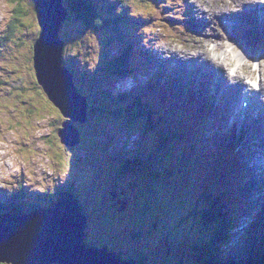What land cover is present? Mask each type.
<instances>
[{
  "label": "rangeland",
  "instance_id": "1",
  "mask_svg": "<svg viewBox=\"0 0 264 264\" xmlns=\"http://www.w3.org/2000/svg\"><path fill=\"white\" fill-rule=\"evenodd\" d=\"M5 1L7 4V8L5 5ZM96 4H98L100 7H106V12H109V14L117 15L115 13V10L113 9V6H117V10L120 11L122 9H125L121 6V0H95ZM154 0L151 1V3ZM202 0H157L154 1L155 4L159 7V9H168V13L160 20L159 17L155 16L156 12L158 11L155 9L153 5L149 8L145 9H132L129 8L128 11L136 14L139 13V16H144L145 19H149L151 17H155L157 21H153L152 23L155 24L149 31H147V34H143L142 32H139V30L142 28L139 25H133V27L129 28L128 31L133 32V34L136 35H143V40L140 45L142 47V53L148 54L149 56H154L155 58H158V55L154 54L153 51L158 52L164 51L165 56H172V53H187L189 55V59H193L195 55L200 53L202 49L206 48L208 43H203L200 38L198 41H194L192 38H188L187 40H183V42H180L179 38H172V36L177 35L179 32L182 34L184 32V29L182 27L177 28L176 25V19H173L174 16H181L183 14L182 8L183 4L182 2H185L187 6L190 8V16L192 15V12H194V4H197L200 7L201 12L203 13V18L207 15L204 14V11L202 10L201 5H203L204 9L210 10L214 9V3H217V6H220L222 4L223 0H203V3H200ZM230 0H225V3H228ZM16 2V4H15ZM30 1L22 0H12V4H9V0H0V66L6 69V75L2 74L1 78L6 79V81L3 79L4 84L0 81V191L9 190V186L13 184H19L20 187H26L28 188V191L30 192H42L41 190H48L46 192V195H50L53 190H62V186L58 184V181L61 182L62 180L58 179V177H63L67 175H73L75 178L74 185L75 187H78L82 191V195L86 201H92L93 196L96 195V190H100L99 187H97V181L98 177L96 176L97 171L91 170L89 168H85L84 170L86 172H83L82 170V161L80 160L78 162V165L80 167L79 171H75L73 167L71 166V163L69 162L68 158L64 153H62L59 150H64L59 147L58 144V138L56 136V132L58 130L57 126H53L56 124V120L59 119L60 121H64L63 118L60 117L58 111L53 107L50 109L49 107L51 104L47 101L42 99L40 97L41 92H36L33 88L36 87V83L32 82L31 80V71H30V61H29V55H32V49L31 47H28L32 44V35L34 33V27L36 26V21L34 17V10L33 5L29 4ZM17 4H20L21 7L25 10V14L22 15L20 18L21 22L26 24L25 27H23V32L21 33V37L18 38L19 43H15L13 37L11 41L7 42L5 39V35L7 34L9 24H12V21H10L11 14L9 12L11 7L16 6ZM32 7V8H31ZM15 10V8H13ZM159 12V11H158ZM198 14V11H195ZM194 12V15H195ZM214 12V11H213ZM73 16L72 14L67 17L66 21L63 24L62 32H60V35L64 36L67 34V36H70L68 47L72 48V45L77 43L79 41L82 43L84 47V51L81 54V51L75 48L71 51V62L74 64L78 63L79 66H84L86 64L91 65L90 67H96L98 64H102V61L105 59L103 49H104V43L105 38L103 36V33L101 31H92V29H88L83 27L81 24H78L74 19H71ZM184 16V15H183ZM200 16V15H199ZM71 17V18H70ZM201 20H203L202 16ZM192 21L193 18H191ZM186 20H184L185 22ZM21 22H19V26H22ZM215 23L214 18H211L207 20L206 22V28H210L212 24ZM146 25V24H144ZM143 26V25H142ZM197 27V26H194ZM216 26L212 25V29L215 31ZM37 29V26H36ZM127 29V27L125 28ZM124 28H120V33H123L125 31ZM73 30L77 31L79 34L78 36H72ZM38 31V30H37ZM206 31V29H205ZM108 35L110 32L105 31ZM172 33H175L173 35ZM211 34L212 32L209 31ZM245 35V34H244ZM3 36V37H2ZM110 37L113 38V35H110ZM200 37V35H199ZM209 36H206L204 40H207ZM234 43L229 42L226 40L225 43V51L228 53L230 59L233 61L232 65H237L239 67H245L248 69H252V71H264V52L263 57L259 56L258 59H260L257 63L250 62L249 54L252 53L250 49V43L249 39H247L244 36L240 35H234ZM155 40H158V45L155 47L152 45V48L149 49L145 44H147L148 41L154 43ZM64 41H67L64 37ZM21 43V44H20ZM109 43L106 48H108V53L114 55L117 54V52L121 49L118 42H107ZM204 45V46H203ZM202 47V49H201ZM228 47H235L237 52L240 53H233L228 51ZM67 48V43L65 42L64 52ZM68 48V49H70ZM67 49V50H68ZM11 51V54H8L6 51ZM167 51H170L169 53ZM224 52V55L225 53ZM221 51H219L220 55ZM235 58H234V57ZM6 58V59H5ZM7 60V61H5ZM151 64L155 65V62H151ZM166 64V63H165ZM259 64L260 67H259ZM145 69L147 65L144 66ZM74 68V66H73ZM169 68V67H168ZM173 70V69H172ZM228 72V70L226 69ZM0 72L5 73L4 69H1ZM173 72L179 77V70H173ZM83 75V74H82ZM139 76L138 82L135 83L134 80L129 79L127 82L128 86L136 88L138 90L139 85L144 86L145 88H149L148 80L147 78H143L144 75H149L147 72H144L143 75L140 73H137ZM190 75L184 74L183 81L185 80V85L188 84V77ZM141 77V78H140ZM262 78L264 79V74H262ZM192 79V78H191ZM8 83V85H7ZM107 80L104 81V91H108L107 88ZM33 85V86H32ZM190 85H193L196 87V90L199 89V86L197 84V81H192ZM12 88H14L12 90ZM125 88V85L122 83L120 86L116 89L113 88V92H119ZM12 90V91H10ZM89 90V88H88ZM38 91V89H37ZM92 93H95L92 91ZM196 93V92H195ZM90 94V90H89ZM198 95V93H197ZM199 96V95H198ZM45 97V96H44ZM201 97V96H199ZM97 96H94V99H96ZM111 99V97H109ZM98 105L102 106L100 104V101L97 102ZM89 105V123L91 122V128L97 129L100 122L101 125L104 127L113 128L114 124L111 121L103 120L99 118V116H94V114L91 113V101L88 100ZM114 107V106H110ZM105 108V107H103ZM42 115V116H40ZM104 116H107L104 115ZM31 120H28L30 119ZM202 120V119H201ZM122 120H117V122H121ZM50 122V123H48ZM83 129H81V135ZM205 138L210 137L208 130L205 131ZM54 146V152L56 154L52 156H49L48 153H50L52 150L49 146ZM87 145H92V142H88ZM69 154V151H67ZM52 153V152H51ZM82 155L83 153L80 152ZM91 154V153H90ZM90 154H87L84 151V158L86 161L90 159ZM75 156V153H74ZM120 160L123 159L122 156H119ZM125 157V154H124ZM57 159L60 161V165L57 163ZM106 160V158H104ZM56 162V166L53 165V163ZM125 163L119 164V168L125 167L124 169L130 168L131 173H134L136 175L137 181L133 183V188L131 189V193L133 196H135L134 200V206L136 210L135 217L133 218V226L134 230H131L128 235H130L129 239L131 240L132 244L135 247V252H132L133 258L135 259L139 255L143 256L148 262L150 261H158L162 262L161 254L159 252V249L161 247H165L166 243L168 242L169 246H172L175 243H179L183 236L184 231L181 228L177 227L178 219L180 218L177 209H148V208H159L161 207L162 203L161 200L163 199V206L164 207H170L174 205H180L184 206L186 202V196L181 195L179 197L174 196L175 194H179V192L182 190L183 192H188L191 200H196L199 198V196L194 195L193 188L190 187L192 184V179L185 174H182L180 177L183 179L181 184V189L178 188L177 191H174L172 189H169L168 191L162 190L160 187L165 185V178L162 174H160L156 179L153 178V175L151 171H148L146 175L142 173L140 169H135L131 165H124ZM77 165L76 163L74 164ZM153 163H149L148 167L153 168ZM173 166V165H172ZM172 166L170 168H172ZM204 170V167H199V172H202ZM90 171V174L88 172ZM100 178L102 181L107 180L108 178V172L106 169V166L103 164L101 169L99 170ZM157 173L159 174L158 170ZM45 174V178L43 177ZM144 176V178H143ZM146 178V179H145ZM42 180V183L36 184L37 180ZM155 181L156 185L153 187V185L148 181ZM176 179V178H174ZM173 179V180H174ZM21 180H24L22 182ZM172 180V181H173ZM65 181V179H63ZM118 180L114 178L112 182H117ZM171 181V182H172ZM110 182V183H112ZM145 185H142L145 183ZM202 185V184H198ZM93 186L95 188H93ZM209 190L213 191L215 188L212 187V185L209 183L206 185ZM2 187V188H1ZM245 187V185L243 186ZM51 189V191H50ZM96 189V190H95ZM126 190V193H129V190L127 188H123ZM225 189V188H224ZM94 190V191H93ZM102 193V191H101ZM145 194H149V199H145ZM169 194V196H166ZM46 196V197H47ZM166 196V197H165ZM48 199V197H47ZM35 200V199H34ZM83 200V202L86 203L88 206V202ZM31 202L27 198L25 199V203ZM47 203H35L34 206L37 208H46ZM145 207L142 209V206ZM3 210H9V209H3ZM90 210V216L92 217V210ZM156 212L157 218L156 221L147 227L144 225L145 223H142L145 221L146 217L152 213ZM243 219L245 218L244 215L241 216ZM186 220V218L183 219V221ZM242 220V219H240ZM240 220L238 222H240ZM91 221V220H90ZM141 223V224H140ZM97 224V223H96ZM99 225V224H98ZM101 227V226H100ZM99 227V228H100ZM235 235V234H229ZM240 236V235H239ZM242 237H245L246 243H244V240H240V238L230 240L228 243L224 244V247L227 250H234L236 253L239 251H242V254L246 252V249L250 247V244L254 241V237L250 235H246L245 233H242ZM100 241H111L110 238L105 237H97ZM97 239H95V242H99ZM101 244V243H100ZM122 245L119 246L121 248ZM112 247V245H111ZM113 248V247H112ZM148 248V249H147ZM115 251H118V245L113 248ZM182 253H180L179 249H175L178 256H182L185 260L189 259V256L186 255V250L183 251L182 247L180 248ZM127 250V249H126ZM129 252V251H127ZM125 253V252H124ZM140 253V254H139ZM234 254V256L239 257L237 254ZM121 255H123L122 252H120ZM124 258V257H123ZM125 259V258H124Z\"/></svg>",
  "mask_w": 264,
  "mask_h": 264
},
{
  "label": "trees",
  "instance_id": "2",
  "mask_svg": "<svg viewBox=\"0 0 264 264\" xmlns=\"http://www.w3.org/2000/svg\"><path fill=\"white\" fill-rule=\"evenodd\" d=\"M27 1V0H26ZM108 1V0H107ZM22 2V0H20ZM68 5H69V10L71 11V14L73 15L74 20L78 23L81 24L83 27L92 29V31H101L103 33L104 38L106 39L107 42L113 43L115 41H118V43L123 44L122 50L118 54V56L115 57H110L108 58L106 55V51L108 48L104 47L103 53L105 56V63L104 66L98 67L99 71L102 69L101 73L105 75L107 78H124L127 75H132L135 73L136 70H142L143 65L142 61L140 59V55L138 54V43L139 39L135 38L133 33H120V27L126 24L125 19H119L118 17H115L113 14H109V12H106V7H100L98 4H96L95 0H67ZM123 3H127L128 8L131 7V5H136L137 9H145L149 8L150 3L147 0H123ZM31 4V3H29ZM152 4V3H151ZM15 8V10L13 9ZM133 8V7H132ZM11 14L10 21H12V24H9L10 26L8 27L7 34L5 35V39L7 42L11 41L13 37L15 43L18 42V38L21 37V33L24 31L23 27L26 26V24L22 23L20 18L22 17L23 14H25V10L21 7L20 4H17L16 6L12 7L11 10H9ZM130 13V15H129ZM167 14L165 10H160L159 12H156L155 16L159 17V22L160 20ZM125 16L137 19L138 22H146L147 26L151 28V23L153 21H157L155 17H151L149 19H145L144 16L140 17L139 13H131L128 10L124 13ZM120 21L123 22L120 23ZM19 22H21L22 26H19ZM36 27V26H35ZM105 31L110 32L108 35ZM74 34H81L78 33L77 31L73 30ZM110 35H113V38L110 37ZM135 38V39H134ZM109 44V43H108ZM77 47L78 50L82 52L84 51V47L82 43L77 41L75 42L74 45H72V48L66 50L67 54H69V60H71L70 53L71 51ZM10 52V51H9ZM66 57V55H65ZM103 63V61H102ZM72 65V64H71ZM85 76V75H83ZM89 80V79H88ZM89 95V93H88ZM106 97H110L109 94L104 93ZM151 99V94H146V93H139L138 95L132 97L128 105H125L126 103L124 102V106H121V102L119 103H114L112 105L111 101L107 102L108 106H120L119 110L117 111V114L120 116H124L127 119H133L136 118L135 112L138 109H145L146 104L149 102ZM102 106H106V102L103 101L101 104ZM172 102L171 99H169L167 102H163V109H161L162 112H159L155 115H151V117H144L142 113L137 115L138 119H141L142 124L147 127V129L153 133L159 132V127L164 123L168 122L170 118V109L172 108ZM106 108V107H105ZM94 114V116H102L104 113V109L101 107L94 108L93 111L91 112ZM140 116V117H138ZM175 129L177 127L175 126ZM162 138L166 140V143L163 145L158 144V149L159 151H162L164 155L169 156L171 158V155L175 151V146L171 145V141L169 138L166 136L160 134ZM163 147V148H162ZM183 153L181 152L179 155L183 156ZM186 156V155H185ZM197 156L194 155L191 160L189 161L188 164L194 165L196 162ZM168 168L169 171H173L175 169L174 166L172 168ZM177 169V168H176ZM183 171V166H180V168L175 172V174H178ZM221 171V169H220ZM166 174L169 175L168 172ZM211 174V173H209ZM216 177V174L215 176ZM181 182L176 181L175 186L181 189ZM16 185V184H14ZM19 186V185H17ZM19 191V190H18ZM181 195L186 196V202L184 206L180 205H174L172 206L174 209H177L179 216L183 217L182 220L180 221L182 229L185 230L187 229V232H194L196 230H200L206 227H209L203 231H210V233H206L201 236V238L197 239V235L199 233L194 234V237L186 240L184 242H181L180 247L182 246L183 251L186 250L187 254L189 255V259L185 260L182 256L179 257H174L172 255V249L176 246L177 243L173 244L172 246L168 247V242L165 245V248L167 247V251H165V256L164 260L162 262L158 261H153V264H245L244 259H240L238 257H234L232 254V261H222L219 259V254L221 252V245L225 242L226 236L225 233H218L213 227L218 225L220 226L222 224V231H227L230 230V226L233 224L235 219L233 218H225L223 221V213L222 209L217 205L220 202L224 206H227L229 203V198L227 196V193L225 192H220L216 193L214 196L210 197H203L200 196L198 199L192 201V207H189L188 204V192H183L182 190L179 192V194H175L174 196L179 197ZM52 196V193L48 195L47 197ZM198 197V196H197ZM17 196L14 195L12 197V201H16ZM188 200V201H187ZM29 207V206H28ZM37 207H30V211L35 210ZM20 209H12L9 210H2L7 213L11 214H20L19 212ZM186 218V220L183 221V219ZM220 220V221H219ZM190 223V224H189ZM189 224V227L187 225ZM117 223L114 225V232H112V238L114 235H117V229L115 228ZM188 234H185L184 237H186ZM105 237V238H110V232H95L94 237ZM118 242L116 243L118 247L124 243H129L126 242V238H121L120 240H117ZM179 247L180 253H182L181 249ZM257 245L254 244L253 248H256ZM148 249V248H147ZM251 254H254V250H250ZM113 253L118 256V258L122 259V255L118 251L113 250ZM124 258H126L125 255H123ZM234 257V258H233ZM237 258V260H236ZM162 259V258H161ZM248 260L251 262L248 264H264V253L261 255H249ZM137 262V261H136Z\"/></svg>",
  "mask_w": 264,
  "mask_h": 264
},
{
  "label": "water",
  "instance_id": "3",
  "mask_svg": "<svg viewBox=\"0 0 264 264\" xmlns=\"http://www.w3.org/2000/svg\"><path fill=\"white\" fill-rule=\"evenodd\" d=\"M34 4L40 28L33 46L35 77L54 106L63 114L64 110L73 113L74 109L66 106L75 92L70 77L61 72L60 58L63 42L59 41V31L67 17L66 9L62 8V0H34ZM65 129L59 132L63 143L68 141ZM69 141L72 144V137ZM70 201L66 195H60L37 216L7 218V227L0 229V263L126 264L104 249L94 250L83 244L82 225Z\"/></svg>",
  "mask_w": 264,
  "mask_h": 264
},
{
  "label": "bare ground",
  "instance_id": "4",
  "mask_svg": "<svg viewBox=\"0 0 264 264\" xmlns=\"http://www.w3.org/2000/svg\"><path fill=\"white\" fill-rule=\"evenodd\" d=\"M224 3H225V0L222 1V4H221V5H223ZM214 20H215V23H214V24L217 25L218 18L215 17ZM222 20H223V19H222ZM201 32L207 33V32L205 31V28H203ZM238 34H239V33H238ZM202 36H203L204 38L206 37V36H204V35H202ZM230 40H233V37H231ZM224 49H225V45H224V43H223V42H219V44L217 45L216 50H217V51H221V53L223 54V53H224ZM197 57H198V59H200L201 61H205V62H207L211 67H213L215 70H217V71L220 73V75L217 74V77H218V78H220L221 75H222V77L225 78L229 83L232 82L233 84H238V83L241 82V78H240V75H239V74H238V75H234V76H230V75L225 71V68H226V67H230V66L233 64V61L230 59L228 53H225V57H224V59L221 60V59H219V58H216V57L211 56V55L208 53L207 49L204 48L203 51H201V52L197 55ZM165 65H166V64H165ZM168 67H169V66H168ZM194 68H195V67H194ZM173 70H178V69H174V68H173ZM184 74H185V73H183V71L179 70V79H180L181 81H183V79H185V78L183 77ZM186 75H187V74H186ZM192 81H193V80H192L191 77L189 76V77H188V84H186L185 87L188 88L189 90H193L194 92H196V94L198 93V95L201 96V98H203L202 87L199 86V89L196 90V87H195V86L190 85V84L192 83ZM184 82H185V80H184ZM262 95H264L263 92H262ZM259 107H260L259 112L255 114V116H256V121H255V123H257L258 125H260V122H262V121H261V119H262L261 114L264 112V108H263V106H262L261 104L259 105ZM204 117H205V116H204ZM62 122H63L64 124H67L68 126L71 127L70 122H69L68 120L64 119V121H62ZM253 132L259 133L260 130H254ZM253 132H250V133H253ZM62 133H63V132H62ZM69 142H71V141H69V140L66 141L65 144H66L67 146H66V145H65V146L68 147V148H70L71 150H73L74 146H73L71 143H69ZM231 142L234 143V141H231ZM244 146H246V147H248L249 149H251V146H250L249 144H244ZM242 156L245 157L246 155H245V154H242ZM243 166H244L245 172H248V171L250 170V168H249L247 165L243 164ZM254 185L257 186V187H259V188H261V189L263 188L262 192H264V183H263L262 180H258V181H256V182L254 183ZM246 188H249V187H247V186L243 187V189H246ZM216 190H217V189H215V190H213V191H216ZM126 217H127V216H126ZM238 238L242 239V237H240V236H239ZM244 243H246V241H245ZM105 245L108 246V248H109L110 251H113V248L111 247L110 244H105ZM102 248H105V247L102 246ZM257 250H259V248H257ZM123 254H125V253L123 252ZM233 256H234V255H233ZM234 257H236V256H234ZM123 262H126V261L123 260Z\"/></svg>",
  "mask_w": 264,
  "mask_h": 264
},
{
  "label": "snow or ice",
  "instance_id": "5",
  "mask_svg": "<svg viewBox=\"0 0 264 264\" xmlns=\"http://www.w3.org/2000/svg\"><path fill=\"white\" fill-rule=\"evenodd\" d=\"M262 3H264V0H261Z\"/></svg>",
  "mask_w": 264,
  "mask_h": 264
}]
</instances>
